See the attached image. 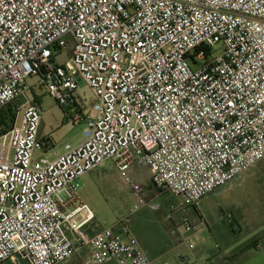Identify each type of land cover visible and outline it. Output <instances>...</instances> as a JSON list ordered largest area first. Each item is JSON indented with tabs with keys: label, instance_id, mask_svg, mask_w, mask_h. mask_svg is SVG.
<instances>
[{
	"label": "built area",
	"instance_id": "built-area-1",
	"mask_svg": "<svg viewBox=\"0 0 264 264\" xmlns=\"http://www.w3.org/2000/svg\"><path fill=\"white\" fill-rule=\"evenodd\" d=\"M31 77L64 111L79 79L93 94L83 141L51 160L34 154L44 146ZM7 105L0 264H60L80 250L84 264H150L125 224L86 232L94 215L80 179L111 161L137 209L143 189L126 171L146 166L156 189L180 199L173 211L264 160V0H0Z\"/></svg>",
	"mask_w": 264,
	"mask_h": 264
},
{
	"label": "rangeland",
	"instance_id": "rangeland-1",
	"mask_svg": "<svg viewBox=\"0 0 264 264\" xmlns=\"http://www.w3.org/2000/svg\"><path fill=\"white\" fill-rule=\"evenodd\" d=\"M72 46L73 43L69 41L67 49L57 55L58 63L69 58ZM219 54L220 51L214 53L215 56ZM26 82L30 89L27 96L36 98L41 119L38 138L44 147L41 151L36 150L35 156L51 160L62 155L66 145L74 147L80 144L86 128L82 113L91 107L93 101L87 83L78 80V104L64 111L47 94L36 77L28 78ZM75 116L77 119H74ZM93 173L97 174L95 178L89 176V180L79 190V194L89 197L86 201L94 215L91 223L99 228L125 224L138 238L150 259L154 258L156 251H163L170 264H181L176 260V254L190 258L194 250H190L188 244L198 246L199 234L205 236L207 229L212 233H222L226 241L239 243L238 246L260 239L263 246L261 252H264V160L250 167L231 183L201 198L194 207L176 208L173 211L169 210V206H176L180 199L168 192H159L152 185L146 166L134 163L126 171L129 180L143 189V203L137 209L133 208L135 197L111 161H104ZM188 225L190 231L186 230ZM174 237L180 239L181 245L167 242ZM153 240H157L159 246L152 248ZM225 248V244L219 246V253H228V248ZM229 258L218 257L217 262L212 264H234ZM203 259L201 264H204ZM189 262L192 264L193 260L190 258ZM2 264L13 263L6 260Z\"/></svg>",
	"mask_w": 264,
	"mask_h": 264
},
{
	"label": "crops",
	"instance_id": "crops-1",
	"mask_svg": "<svg viewBox=\"0 0 264 264\" xmlns=\"http://www.w3.org/2000/svg\"><path fill=\"white\" fill-rule=\"evenodd\" d=\"M78 101H79V98H78ZM89 109L87 111H85L84 113H82L83 117L89 112ZM95 169H93L92 171L86 173L84 176L81 177V179H80V188H81V185H83V183L85 184L89 180V176L90 177L94 176L93 179L95 178V176L97 175L96 173H93V171H95ZM79 197H80V199L83 202H85L87 204L86 200L89 199L88 196L79 194ZM98 229H100V228L97 227L94 223H90L86 227L85 230H86L87 233L91 234V233L95 232ZM199 232H202V231H199ZM221 234L222 233H218L217 234V231L212 233V232L208 231V229H207V233L205 234V236H203L204 234H199L200 235L199 236L200 237L199 238V245L196 246V247L194 246L193 249H190V250H194V252L190 255V258L193 260L194 264H201L203 258H204L203 260L206 261L210 257L213 258L214 260H216L218 257L231 256V252L236 247H238L239 243H235L234 241H232V242L226 241L227 238L224 237V235H222L223 236L222 237ZM137 240H138V238H137ZM167 242H170L171 244L172 243H179V245H181L180 239H176L175 237H174V239L172 241L169 240ZM138 243H139L142 251L147 256V252L143 249V247L140 244L139 240H138ZM159 244L160 243L157 240H153L152 241V248H155V247L159 246ZM222 244L226 245V248H228V250H229L228 253H226L225 251L219 253L218 249H219V246H221ZM240 244H242V242H240ZM262 249H263V246L261 245V242H260V239H259L257 241V244H256L255 248L246 250V251L242 252L241 254H239L237 256H232L228 260H231L234 264H264V252H261ZM164 253L165 252H163V251H156L154 253V258H151V259L147 256L149 261H150V264H170L168 258L165 257ZM85 256H86L85 255V251L80 250L76 254L72 255L70 257L71 259L70 258L68 259L69 262L67 260V261L63 262L62 264H64V263H66V264H68V263L69 264H84ZM180 256H185V255H182L180 253L176 254L175 258H176L177 261L179 260ZM186 257H188V256H186ZM106 263L107 262H105L103 264H106ZM177 264H179V263L177 262Z\"/></svg>",
	"mask_w": 264,
	"mask_h": 264
},
{
	"label": "trees",
	"instance_id": "trees-1",
	"mask_svg": "<svg viewBox=\"0 0 264 264\" xmlns=\"http://www.w3.org/2000/svg\"><path fill=\"white\" fill-rule=\"evenodd\" d=\"M13 117H14V114L12 112L11 105H7L4 109H2L0 111V121L1 122H4V121H10V122H12ZM256 244H257V242H255V241H249V242L245 243L243 246H238L236 249H234L231 252V256H229V257L237 256V255L241 254L242 252H244L246 250L255 248L256 247ZM222 260H223V258H221V261ZM224 261H226V259H224ZM214 262H217V259L214 260L213 258L210 257L209 259L206 260V263L205 264H212Z\"/></svg>",
	"mask_w": 264,
	"mask_h": 264
}]
</instances>
